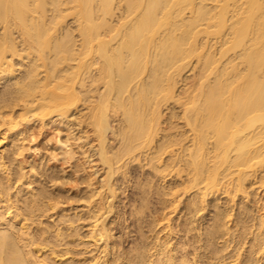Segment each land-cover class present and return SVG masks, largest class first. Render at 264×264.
Segmentation results:
<instances>
[{
  "label": "bare ground",
  "instance_id": "bare-ground-1",
  "mask_svg": "<svg viewBox=\"0 0 264 264\" xmlns=\"http://www.w3.org/2000/svg\"><path fill=\"white\" fill-rule=\"evenodd\" d=\"M0 25V81L9 82L0 92V108H11L0 111V174L12 169L5 159L8 131L22 136L36 121L42 128L56 124L57 133L67 128L65 136L56 133L55 139L62 159L81 155L84 162L102 164L100 186L91 195L106 193L98 204L106 209H96L89 229L95 243L103 242L100 264H119L124 258L113 255L106 222L116 196L112 180L124 158L145 150L160 170H187L186 189L193 188L185 206L191 213L189 230L198 228V213L211 204L210 196L227 192L235 200L247 194V181L264 172V0H0ZM194 57L198 86L178 94L180 77ZM170 100L182 103L192 137L179 152L169 149L175 153L165 164L163 154L184 140L167 137L156 143L163 106ZM80 101L87 109L82 120L94 134L91 152L73 128L81 118ZM23 187L33 192L30 182ZM215 200L219 209L207 235L218 254L215 238L229 232L225 219L232 208L223 209ZM175 202L179 205L180 198ZM5 212L0 210V264H67L69 257L62 259L66 251L51 253L62 262H49L48 254L35 257L41 243L31 250L26 217ZM259 216L252 253L264 248V215ZM168 221L154 250L137 254L134 264H194L197 257L177 256L181 244L172 241ZM13 236L24 242L26 252L8 249ZM238 250L236 264L253 262L252 256L242 262L245 250Z\"/></svg>",
  "mask_w": 264,
  "mask_h": 264
},
{
  "label": "rangeland",
  "instance_id": "rangeland-1",
  "mask_svg": "<svg viewBox=\"0 0 264 264\" xmlns=\"http://www.w3.org/2000/svg\"><path fill=\"white\" fill-rule=\"evenodd\" d=\"M67 19L69 22L72 20L71 16H68ZM19 58V55L14 56L15 60ZM196 62L194 57L190 65L183 71L177 86L178 94H182L185 89L196 90L199 81L198 69L195 68ZM7 83L9 82L5 79L0 81V92ZM21 103L22 101H19L14 106V111L19 110ZM85 104L84 101L78 103L81 118L75 119L71 125H75L73 128L77 134L83 135L82 143L84 142L87 151L91 152L89 142H92L94 134L87 120H82L83 113L87 110ZM0 109V111L11 110L10 106ZM114 123L118 126L117 120ZM55 126L56 124H51L42 128L40 122L36 121L32 129L27 130L26 134L24 133L22 136L20 134L16 137L15 132L8 131V141H10L7 144L5 159L9 169H12H8L11 171V175H8L9 171L0 174V210L6 211L5 214L9 210L12 213L20 211V215L26 217V221L29 222L28 230H30L27 237L30 236L32 239H29V243H33L32 248L30 247L31 250L33 249L34 252L35 246L41 243L42 249L40 252L35 251L34 255L40 253L41 257H45L48 254L49 256L46 255L48 258H45L49 262L54 260L62 262L61 260L57 261L58 258L53 257L51 253L64 254L66 251L62 259L65 260L69 257L68 260H65L67 264H100L97 261L100 255L99 251L102 249L100 247L103 244H101L102 241L100 243L93 241L89 229L94 216L102 210L105 212L106 209L105 205H103V209L101 208L102 210L98 205L100 201L106 200V193L100 195L102 199L97 195H91L93 190L100 186L98 179L103 170L102 164L96 159L92 162H84L85 157L83 158L81 155L70 160L62 159L60 152H57L61 149L55 146V139L59 134V137L65 136L67 128L64 127L62 132L57 133L56 130L59 127L55 128ZM161 126L162 129L157 136L156 143L167 139V137L176 139L184 137L183 142L171 145L168 151L163 154L161 162L166 161V164L167 161H170V153H175L174 151L169 152V149L174 148L172 150L179 152L182 150V143H190L192 137L190 126L183 117V105L180 101L170 100L163 106ZM34 132L35 138L31 135ZM16 138L17 143L14 140ZM111 142L116 141L111 140ZM32 143L37 145L36 150L27 148V146L33 145ZM144 151H138L132 158H124L120 162V170L112 180L117 189L113 201L114 207L110 212H107L106 222L112 232L113 255L124 257L120 259L119 264L125 262L134 264L137 254L141 252L147 254L154 250L156 236L164 235L168 229L169 217L174 229L172 235L175 234L172 241L181 244L177 256L185 253L189 258L197 257L194 264H236L235 261L238 260L236 252L240 249V251L245 250L239 257V259H243L242 262L252 256L251 264H264V251H262L264 248L256 253H252L250 249L254 236L258 233L259 215H264V176L262 177L264 172H258L259 176L252 177L247 181L248 192L244 196L237 194L235 200H231L227 192L210 196L211 204L201 210L198 213L199 216L197 214L199 218L201 217L200 219L195 217V219L197 218L195 225H198V228L189 230L187 227L191 213L185 206L190 198V193H193V188L186 189L189 183L187 170L180 173L173 168H171L173 170L170 168L160 170L157 167L158 162L155 161L153 164L151 158ZM58 153L59 158H56ZM52 154H56V156ZM32 165L34 170L36 169V174L33 173V175L31 174ZM93 169L99 171L94 173ZM28 182L33 186L34 194L33 192L29 194L23 189V186H26ZM176 197L181 200L177 206L175 205ZM215 197L218 198L221 208H232V214L225 219L229 226V232L215 238L214 248L215 246L219 247L218 254L215 253L216 250L214 252L213 245L209 244L207 235L219 209V206L214 205ZM247 205L251 210H246ZM199 231L202 232L201 235L198 234ZM10 238L8 249L16 248L24 252L27 251V246L23 241L14 236L13 239Z\"/></svg>",
  "mask_w": 264,
  "mask_h": 264
}]
</instances>
